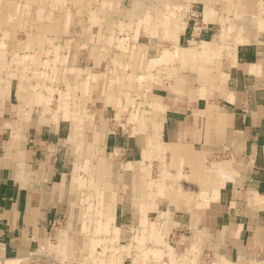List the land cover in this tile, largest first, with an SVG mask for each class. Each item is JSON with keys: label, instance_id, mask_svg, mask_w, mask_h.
Wrapping results in <instances>:
<instances>
[{"label": "rangeland", "instance_id": "rangeland-1", "mask_svg": "<svg viewBox=\"0 0 264 264\" xmlns=\"http://www.w3.org/2000/svg\"><path fill=\"white\" fill-rule=\"evenodd\" d=\"M37 1L38 4L36 5ZM191 1L192 0H0V11L2 10L0 12V45L3 44V46L0 47V96L3 97L6 93L10 92V90L14 93L17 91L18 100L21 104H26L27 106L25 117L28 120L33 118L38 121L39 124L43 125H48L50 122L54 124L61 122L62 126L69 129L68 135L64 140L65 146H63L62 149L68 151L73 157V173L77 188L75 198L71 204L70 215L68 219L64 220L56 227L54 240L47 242L39 251L25 258H20L18 261L12 262V264H98L99 262V264H106L105 262L110 259L114 260L115 264H117L118 260H122V264H160L161 262V264L164 262L166 264H213V261L215 264H264V253L250 259L243 258L239 260H232L223 254H218L216 251H213L215 249H211L206 233L199 231L197 224L201 217L205 215L210 200L215 198L218 191L212 187L213 183L218 180V175H214L212 166L216 163H222L220 161L224 160V155L218 153L215 154L216 157L205 159L203 161L204 163H201V166H199L200 173L198 176H196L195 167L193 168L190 163L188 164L190 167L189 172L183 170L184 165L182 161L180 169L176 172H171V165L167 166L165 163L166 158L164 156V151L166 148L164 146L166 145L161 146L158 141L156 142L155 136L151 134L152 132L156 134L155 124L160 120H164L167 108L165 105L166 99H169V101L173 103V106L178 105L179 107L182 104L188 105V112H191L190 114L195 117L198 115L202 118L206 116V113L209 112L208 108L218 104L217 102L220 100L222 92L227 86V77L221 73L223 72L222 70H224L221 68L222 59L231 54L232 46L239 43L240 35L245 37V34H247L245 40V42H247L251 39H256L260 34L264 33V0H216L215 6L211 7L214 11H212V9L209 10V12H215L221 16L217 20L214 35L212 36V43L215 44L216 50L214 49L215 51L212 53L210 52L206 57H195L192 47L200 49L201 43L198 40H182L181 34L186 24V12L190 8ZM31 2H33V4H31ZM58 12L61 14H58ZM171 14L175 15L172 17ZM146 15H151V19L149 16L148 20ZM179 15L180 18H178ZM176 16L177 18H175ZM143 17L148 21H145V19L142 20ZM18 20H22V22L19 21L20 23H18ZM48 21H50L51 24ZM70 22L72 24H70ZM175 24H177V27H182V30L178 27L175 29L178 30L174 31L175 33L177 32L176 34L174 33L175 35L170 32L171 36H166V27L168 25L174 27ZM179 24H182V26ZM53 25L54 27H52ZM70 25L72 26L70 27ZM48 26H51V28ZM134 29L137 31V34ZM45 30L46 32L52 30L54 34L52 32L48 33L50 31L46 33ZM150 30L155 32L152 33ZM111 33L112 36H114L113 40L110 35ZM131 35L136 38H132ZM163 35H165V37ZM53 38L54 41L52 40ZM118 39H121V43ZM109 40H111V44ZM116 44H120L121 47ZM137 46L139 47L137 48ZM164 47H168V51L171 55L169 61L171 62L167 61L168 59L164 60V62L163 59L160 58V49ZM130 48H133V50ZM176 48L179 49L178 58L176 57ZM181 48H183L182 57L180 56ZM124 49H127V52ZM135 50H138L136 53L137 56H135L133 52ZM218 53H221V55H217ZM65 54L66 58H64ZM215 54L217 56H215ZM141 55L143 57H141ZM60 58H62L61 60L63 62L60 61ZM152 58L158 59L157 62L159 63L156 62L157 64H154V62L150 65L149 62ZM159 59H161L162 62L161 60L159 61ZM111 61L113 64H111ZM199 61H203V66L201 68L197 66ZM147 62L149 68L146 67ZM18 63L21 64V68L18 67L20 66ZM52 63H55L54 66ZM125 64L127 66H125ZM50 66L54 67L53 70H50L52 69ZM70 66L73 68V70L69 68L71 71L68 70ZM12 67H15V70H13ZM142 67L143 69H141ZM107 71L109 72L107 73ZM142 73L146 74L147 77L146 75L144 77ZM87 74L89 75L87 76ZM98 74H100V77L97 76ZM197 74H203L201 78L207 97L201 95L198 97V89L201 81L199 82L197 79ZM122 75L124 78H122ZM92 76L93 78H91ZM47 77L49 79H47ZM125 78L130 80V86ZM136 78L141 79L136 80ZM121 80H123L126 86L120 82ZM65 82L66 87L68 84V89L64 88ZM41 83L42 85L40 86ZM85 83L87 84L85 85ZM138 84H140L139 89H137L139 87ZM116 85H118V87ZM119 86L122 88H119ZM72 87L76 88L74 89ZM4 90H7V92H3ZM81 91H83V93ZM125 92L126 95L123 96ZM147 92L151 93L148 94ZM38 94H42V96L40 97ZM63 94L64 97L62 98ZM21 95L26 96V98L20 97ZM37 96L39 103L36 98ZM125 97L128 101L125 100ZM35 100H37V102ZM139 102L142 104H139ZM156 102L160 103L159 108L161 105L163 111H161L162 109L159 110V108H156L155 105V108L153 107V104ZM151 103L153 104L151 105ZM136 105L138 109H136ZM75 109H77V111ZM151 109L155 111L153 112ZM143 110L150 111L145 113ZM131 113L133 114L131 115ZM209 113L211 115V112ZM63 115L67 116L63 117ZM75 115H77L76 118H74ZM86 115L88 116L86 117ZM130 115L132 117L134 116L135 119L129 117ZM79 118H81L80 124L77 121L80 120ZM132 119H134V121H132ZM100 122L102 124H100ZM139 122L146 125L142 126V128ZM136 125H139V127ZM80 127L81 129H79ZM116 127L119 129L123 127L121 130L122 132H126L127 129L131 127V129L128 130L130 134L143 133L149 136L153 144L156 145L154 146L155 152H152V154L148 153V155L145 151L148 147L145 146V153L143 151L141 163L139 162L136 165L128 163L126 165V169L132 170L133 177H129V175L124 177L122 171L121 173H115V168H111L110 161L107 159L110 157V153L106 144L105 134L107 130L117 131ZM71 130L73 132H71ZM75 135L76 137H74ZM79 140L81 141V145L77 142ZM83 167H86L85 170ZM167 177L169 179H167ZM162 181L165 183L162 184ZM109 203V207L111 208L108 209ZM112 203L113 205H111ZM100 207L102 209H100ZM105 207L106 209H104ZM97 210H100L98 212H102L103 215L108 213V216L104 215L103 217L101 214L102 216L100 217V213L98 214ZM121 211H128L127 215L132 219L135 218L136 224L126 227L118 225V217ZM142 211L145 213L142 214ZM95 221L97 222L95 223ZM140 221H142V223ZM151 221L154 222L152 227L149 225ZM183 222L189 224L184 225L182 224ZM102 223L108 226H105L107 231H105V228L104 230L101 229ZM97 224H100L101 227L99 226L100 228H97ZM117 227L118 231H115L114 229ZM112 228L113 231H111ZM142 228H145V233L140 231V229L143 230ZM93 232L96 233L94 234ZM138 233H141L142 236ZM107 235L109 236L107 237ZM114 236L116 238H113ZM193 239H195V241ZM191 245H193L194 248ZM121 246H128V248L120 249ZM190 246L191 248H188ZM153 247L162 249V258L155 257L150 251L146 252L149 249H154ZM119 250H122L120 251L122 254H128V257L126 255L121 256L122 254ZM170 250L173 255L175 254L172 261L171 256L168 255ZM165 252L167 254H165ZM100 253L102 255H100ZM116 254L120 255V259L115 256ZM132 257L133 259L135 257L136 261H134ZM166 257L168 259H166ZM99 259H102L103 262L99 261ZM187 259H189V261ZM190 259H192V261H190Z\"/></svg>", "mask_w": 264, "mask_h": 264}, {"label": "crops", "instance_id": "crops-1", "mask_svg": "<svg viewBox=\"0 0 264 264\" xmlns=\"http://www.w3.org/2000/svg\"><path fill=\"white\" fill-rule=\"evenodd\" d=\"M215 2L191 1L182 40L212 44L221 16L214 12L206 19L205 13L214 11ZM246 36L222 59L227 86L218 104L208 108L212 116L195 117L188 105L173 106L166 99L164 120L155 124L156 134L151 133L156 142L167 145L165 163L171 172L179 170L182 161L183 170L189 172L190 163L198 176L205 159L224 155L228 178L197 225L208 236L211 249L232 260L264 253V33L247 42ZM192 49L195 57L208 56L209 52ZM197 66L201 68L203 61ZM202 75L197 74L199 90L204 86ZM205 91L204 87L202 96ZM16 97L11 90L0 96V264H12L53 241L56 227L70 215L77 191L73 157L62 149L69 129L61 122L43 125L28 120L26 104ZM122 128L105 134L107 159L115 173L133 177L125 167L142 161L147 135ZM127 213L121 211L118 225L136 224Z\"/></svg>", "mask_w": 264, "mask_h": 264}, {"label": "bare ground", "instance_id": "bare-ground-1", "mask_svg": "<svg viewBox=\"0 0 264 264\" xmlns=\"http://www.w3.org/2000/svg\"><path fill=\"white\" fill-rule=\"evenodd\" d=\"M13 1H14V0H13ZM33 1H35V0H33ZM7 2H8V1H7ZM41 2H42V1H41ZM41 2H40V3H41ZM61 2H62V1H61ZM79 2H80V1H79ZM227 2H228V1H227ZM12 3H13V2H12ZM34 3H35V2H34ZM62 3H64V2H62ZM259 3H260V2H259ZM3 4H4V3H3ZM6 4H7V3H6ZM17 4H18V3H17ZM31 4H33V2H31ZM37 4H38V1H37L36 5H37ZM57 4H59V3H57ZM67 4H68V3H67ZM141 4H142V3H141ZM34 5H35V4H34ZM36 5H35V6H36ZM49 5H50V3H49ZM165 5H166V4H165ZM6 6H8V5H6ZM42 6H43V5H42ZM42 6H41V7H42ZM88 6H89V5H88ZM166 6H167V5H166ZM179 6H180V5H179ZM258 6H259V5H258ZM17 7H18V6H17ZM75 7H76V6H75ZM77 7H78V6H77ZM205 7H206V6H205ZM29 8H31V7H29ZM33 8H34V7H33ZM35 8H36V7H35ZM167 8H168V7H167ZM172 8H173V6H172ZM43 9H44V8H43ZM204 9H207V8H204ZM48 10H49V9H48ZM165 10H166V8H165ZM1 11H2V10H1ZM1 11H0V12H1ZM146 11H147V10H146ZM166 11H167V10H166ZM14 12H15V11H14ZM43 12H44V11H43ZM89 12H90V11H89ZM59 13H60V12H58V14H59ZM171 13H172V12H171ZM173 13H174V12H173ZM9 14H10V12H9ZM28 14H29V13H28ZM28 14H27V15H28ZM60 14H61V13H60ZM92 14H93V13H92ZM154 14H155V13H154ZM175 14H176V13H175ZM175 14H174V15H175ZM179 14H180V13H179ZM212 14H213L212 12H209V11L206 12V13H205V18L207 19V16H208V15H212ZM7 15H8V14H7ZM11 15H12V14H11ZM42 15H43V14H42ZM53 15H55V14H53ZM77 15H78V14H77ZM85 15H86V14H85ZM171 15H172V14H171ZM174 15H172V17H173ZM236 15H237V14H236ZM86 16H87V15H86ZM146 16H147V19H148V20H149V18H148L149 16H150V19H151V15H146ZM169 16H170V15H169ZM169 16H168V17H169ZM234 16H235V14H234ZM80 17H81V16H80ZM163 17H164V16H163ZM212 17H213V16H212ZM2 18H3V16H2ZM175 18H177V16H176ZM178 18H180V15H179ZM21 19H22V18H21ZM25 19H26V18H25ZM62 19H63V18H62ZM144 19H145V21L147 20L146 18L143 17L142 20H144ZM165 19H166V17H165ZM167 19H168V18H167ZM203 19H204V18H203ZM213 19H214V17H213ZM225 19H226V18H225ZM27 20H28V19H27ZM43 20H44V19H43ZM148 20H147V21H148ZM2 21H3V20H2ZM19 21H20V20H18V23L22 22V20H21L20 22H19ZM33 21H34V20H33ZM50 21H51V20H50ZM50 21H48V22L50 23ZM92 21H93V20H92ZM145 21H144V22H145ZM166 21H167V20H166ZM0 22H1V21H0ZM9 22H10V21H9ZM25 22H26V21H25ZM25 22H24V23H25ZM34 22H35V21H34ZM46 22H47V20H46ZM58 22H59V21H58ZM71 22H72V21H71ZM71 22H70V24H72ZM76 22H77V21H76ZM164 22H165V21H164ZM164 22H163V23H164ZM175 22H176V21H175ZM11 23H12V21H11ZM55 23H56V22H55ZM55 23H54V24H55ZM59 23H60V22H59ZM91 23H92V22H91ZM167 23H168V21H167ZM176 23H177V22H176ZM184 23H185V22H184ZM184 23H182V24H184ZM235 23H236V22H235ZM7 24H8V23H7ZM42 24H43V21H42ZM50 24H51V23H50ZM74 24H75V23H74ZM81 24H82V23H81ZM81 24H80V25H81ZM144 24H145V23H144ZM182 24H181V25L179 24V25L182 26ZM202 24H203V23H202ZM11 25H12V24H11ZM46 25H48V24H46ZM75 25H76V24H75ZM121 25H122V24H121ZM163 25H164V24H163ZM166 25H167V24H166ZM170 25H171V24H170ZM34 26H35V25H34ZM37 26H38V25H37ZM43 26H44V25H43ZM71 26H72V25H70V27H71ZM164 26H165V25H164ZM232 26H233V25H232ZM44 27H45V26H44ZM48 27H49V26H48ZM52 27H54V25H53ZM80 27H81V26H80ZM137 27H138V25H137ZM147 27H148V25H147ZM178 27H179V26H178ZM178 27H177V24H175L174 27L168 25V26L166 27V34H165V35H166V36H171V33H170V32H172L173 35H175L177 32L175 33L174 31H177L178 29H177V30H175V29L178 28ZM33 28H34V27H33ZM49 28H51V26H50ZM60 28H61V27H60ZM88 28H90V27H88ZM113 28H114V27H113ZM153 28H154V24H153ZM179 28H181V30H182V27H179ZM183 28H184V27H183ZM30 29H31V28H30ZM55 29H56V28H55ZM75 29H76V28H75ZM163 29H164V28H163ZM38 30H39V29H38ZM43 30H44V29H43ZM57 30H58V28H57ZM60 30H61V29H60ZM134 30H135V29H134ZM134 30H133V31H134ZM137 30H138V29H137ZM152 30H155V29H152ZM152 30H150V31L152 32ZM231 30H233V29H231ZM23 31H25V30H23ZM48 31H50V32H48ZM48 31H47L48 33H51V32H52V30H48ZM135 31H136V30H135ZM135 31H134V32H135ZM143 31H144V30H143ZM155 31H156V30H155ZM155 31H154V32H155ZM179 31H180V30H179ZM219 31H220V30H219ZM25 32H26V31H25ZM27 32H28V31H27ZM30 32H31V31H30ZM33 32H34V31H33ZM39 32H41V31H39ZM45 32H46V30H45ZM47 32H46V33H47ZM54 32H55V31H54ZM59 32H60V31H59ZM59 32H58V33H59ZM77 32H79V31H77ZM77 32H76V33H77ZM144 32H145V31H144ZM147 32H148V31H147ZM154 32H152V33H154ZM164 32H165V31H164ZM7 33H8V32H7ZM7 33H6V34H7ZM42 33H43V31H42ZM52 33H53V32H52ZM56 33H57V32H56ZM69 33H70V32H69ZM152 33H150V34H152ZM160 33H161V32H160ZM174 33H175V34H174ZM180 33H181V32H180ZM53 34H54V33H53ZM60 34H61V33H60ZM136 34H137V31H136ZM136 34H135V35H136ZM146 34H147V33H146ZM146 34H145V35H146ZM224 34H225V33H224ZM231 34H232V33H231ZM26 35H27V34H26ZM47 35H48V34H47ZM110 35H111L112 40H113V37H114V36H112V33H111ZM132 35H133V34H132ZM132 35H131V36H132ZM165 35H163V36L165 37ZM177 35H178V34H177ZM16 36H17V35H16ZM32 36H34V35H32ZM59 36H61V35H59ZM128 36H129V35H128ZM152 36H153V35H152ZM161 36H162V35H161ZM223 36H224V35H223ZM28 37H29V34H28ZM115 37H116V36H115ZM122 37H123V36H122ZM124 37H125V36H124ZM126 37H127V36H126ZM227 37H228V36H227ZM240 37H242V36H240ZM1 38H2V37H1ZM14 38H15V37H14ZM26 38H27V37H26ZM36 38H37V37H36ZM128 38H129V37H128ZM132 38H136V37L132 36ZM132 38H130V39H132ZM162 38H163V37H162ZM168 38H169V37H168ZM238 38H239V37H238ZM114 39H116V38H114ZM233 39H234V38H233ZM13 40H14V39H13ZM28 40H29V39H28ZM30 40H31V39H30ZM45 40H46V39H45ZM52 40L54 41V38H53ZM118 40H119L120 43H121V39H118ZM123 40H124V39H123ZM127 40H128V39H127ZM127 40H126V41H127ZM222 40H223V38H222ZM238 40H239V39H238ZM242 40H243V39H241V41H242ZM9 41H10V40H9ZM22 41H24V40H22ZM26 41H27V40H26ZM34 41H35V39H34ZM109 41H110V44H111V40H109ZM115 41H116V40H115ZM233 41H234V40H233ZM241 41L239 40V42H241ZM7 42H8V40H7ZM27 42H28V41H27ZM122 42H123V41H122ZM169 42H170V41H169ZM199 42L201 43V48L199 49V51L202 52V53H204V52H205V53H208V52H209V53H210V52L212 53L213 51L216 50V49H215L216 46H215V44H213V43H212V44H211V43H208V41H207V42H206V41H199ZM20 43H21V42H20ZM28 43H29V42H28ZM34 43H35V42H34ZM64 43H65V41H64ZM116 43H117V42H116ZM118 43H119V42H118ZM133 43H134V42H133ZM235 43H236V42H235ZM241 43H242V42H241ZM15 44H16V43H15ZM36 44H37V43H36ZM51 44H52V43H51ZM51 44H50V45H51ZM124 44H125V43H124ZM135 44H136V43H135ZM170 44H171V43H170ZM177 44H178V43H177ZM16 45H17V44H16ZM21 45H22V44H21ZM33 45H34V44H33ZM83 45H84V44H83ZM108 45H109V44H108ZM116 45H119V46H120V44H116ZM236 45H237V43H236L235 45L232 46V50L235 49ZM1 46H3V44H1L0 47H1ZM22 46H23V45H22ZM22 46H21V47H22ZM36 47H37V46H36ZM40 47H41V46H40ZM47 47H48V45H47ZM61 47H62V46H61ZM68 47H69V46H68ZM114 47H115V46H114ZM120 47H121V46H120ZM123 47H124V46H123ZM130 47H131V46H130ZM138 47H139V46H137V48H138ZM4 48H5V46H4ZM12 48H13V47H12ZM31 48H32V47H31ZM31 48H30V49H31ZM38 48H39V47H38ZM49 48H50V47H49ZM62 48H63V47H62ZM137 48H136V49H137ZM158 48H159V47H158ZM177 48H179V47H177ZM177 48H176V49H177ZM2 49H3V48H2ZM17 49H18V48H17ZM24 49H25V48H24ZM45 49H46V48H45ZM50 49H51V48H50ZM118 49H119V48H118ZM120 49H122V48H120ZM130 49L133 50V48H130ZM176 49H175V50H176ZM197 49H198V48H197ZM214 49H215V50H214ZM60 50H61V49H60ZM67 50H68V49H67ZM124 50H126V52H127V49H124ZM131 50H130V51H131ZM218 50H219V49H218ZM229 50H230V49H229ZM18 51H19V50H18ZM38 51H39V50H38ZM41 51H42V49H41ZM44 51H45V50H44ZM46 51H47V50H46ZM102 51H103V50H102ZM135 51H136V52H135ZM135 51H133V52L135 53V56H137L136 53L138 52V50H135ZM219 51H220V50H219ZM6 52H7V51H6ZM9 52H10V51H9ZM39 52H40V51H39ZM55 52H56V50H55ZM103 52H104V51H103ZM156 52H157V51H156ZM160 52H161V56H160V58L163 59V61H164V60H167V59H168L167 61L170 60L169 57H171V55H170V53H169V51H168V47H167V48H166V47L161 48V49H160ZM197 52H198V51H197ZM3 53H4V52H3ZM3 53H2V54H3ZM43 53H44V52H43ZM47 53H48V52H47ZM83 53H84V52H83ZM140 53H143V52H140ZM178 53H179V49H177V53H176V57H177V58H178ZM194 53H195V52H194ZM209 53H208V54H209ZM214 53H215V52H214ZM40 54H41V53H40ZM84 54H85V53H84ZM131 54H133V53H131ZM138 54H139V53H138ZM219 54L221 55V53H218L217 55H219ZM0 55H1V54H0ZM5 55H6V54H5ZM16 55H17V54H16ZM45 55H46V54H45ZM48 55H49V54H48ZM128 55H129V54H128ZM147 55H148V54H147ZM194 55H195V54H194ZM217 55L215 54V56H217ZM24 56H25V55H24ZM56 56H57V54H56ZM56 56H55V57H56ZM85 56H86V55H85ZM132 56L135 57L134 55H132ZM14 57H15V56H14ZM16 57H17V56H16ZM26 57H27V56H26ZM46 57H47V56H46ZM99 57H100V56H99ZM127 57H128V56H127ZM133 57H132V58H133ZM141 57H143V56L141 55ZM146 57H147V56H146ZM3 58H4V57H3ZM10 58H11V57H10ZM23 58H24V57H23ZM64 58H66V54H65V57H64ZM64 58H63V60L65 61ZM130 58H131V57H130ZM158 58H159V57H158ZM16 59H17V58H16ZM29 59H30V57H29ZM61 59H62V58H60V61H62ZM93 59H94V58H93ZM144 59H145V55H144ZM161 59H159V61H160ZM172 59H173V58H172ZM24 60H25V59H24ZM47 60H48V59H47ZM110 60H111V59H110ZM135 60H136V59H135ZM138 60H139V58H138ZM157 60H158V59H154V58H152V59L150 60V62H149V61H148V62H149L150 65L153 64L154 62H155L154 64H157V63H159V62H157ZM3 61H4V60H3ZM48 61H49V60H48ZM141 61H142V60H141ZM143 61H144V60H143ZM167 61H166V63H167ZM23 62H24V61H23ZM30 62H31V60H30ZM62 62H63V61H62ZM95 62H96V61H95ZM148 62H147L146 67L149 66V65H148ZM156 62H157V63H156ZM161 62H162V60H161ZM164 62H165V61H164ZM164 62H163V63H164ZM169 62H171V61H169ZM4 63H5V62H4ZM10 63H11V62H10ZM20 63H21V60H20ZM47 63H48V62H47ZM59 63H60V62H59ZM140 63H142V62H140ZM0 64H1V63H0ZM18 64H19V63H18ZM52 64H53V63H52ZM54 64H55V63H54ZM54 64H53V66H54ZM64 64H65V62H64ZM98 64H99V63H98ZM111 64H113L112 61H111ZM137 64H138V62H137ZM170 64H171V63H170ZM8 65H9V64H8ZM16 65H17V64H16ZM19 65H20V66H18V65H17V66L21 68V64H19ZM44 65H45V64H44ZM44 65H43V66H44ZM118 65H119V64H118ZM134 65H135V64H134ZM142 65H143V64H142ZM166 65H167V64H166ZM47 66H48V65H47ZM47 66H46V67H47ZM105 66H106V65H105ZM125 66H127V65L125 64ZM125 66H124V67H125ZM140 66H141V64H140ZM140 66H139V68H140ZM164 66H165V65H164ZM0 67H1V66H0ZM2 67H4V66H2ZM7 67H8V66H7ZM50 67H51V66H50ZM88 67H89V66H88ZM124 67H123V68H124ZM143 67H144V65H143ZM143 67H142L141 69H143ZM153 67H154V66H153ZM165 67H166V66H165ZM171 67H172V66H171ZM12 68H13V67H12ZM51 68H52V69H50V70H53L54 67H51ZM55 68H56V67H55ZM69 68H72V67H71V66L68 67V70H70ZM112 68H114V67H112ZM132 68H133V67H132ZM148 68H149V67H148ZM151 68H152V67H151ZM166 68H167V67H166ZM2 69H3V68H2ZM16 69H17V68H16ZM145 69H146V68H145ZM152 69H153V68H152ZM4 70H5V69H4ZM13 70H15V67L13 68ZM54 70H55V69H54ZM72 70H73V68H72ZM78 70H79V69H78ZM106 70H107V69H106ZM108 70H109V68H108ZM125 70H126V69H125ZM133 70H134V69H133ZM147 70H149V69H147ZM16 71H17V70H16ZM40 71H41V70H40ZM70 71H71V70H70ZM113 71H114V70H113ZM139 71H140V70H139ZM17 72H18V71H17ZM21 72H22V71H21ZM34 72H35V71H34ZM50 72H51V71H50ZM81 72H82V71H81ZM81 72H80V73H81ZM103 72H104V71H103ZM103 72H102V73H103ZM108 72H109V71H107V73H108ZM148 72H149V71H148ZM148 72H147V73H148ZM15 73H16V72H15ZM35 73H36V72H35ZM78 73H79V72H78ZM87 73H88V72H87ZM89 73H90V72H89ZM92 73H93V72H92ZM102 73H101V74H102ZM105 73H106V72H105ZM117 73H118V72H117ZM13 74H14V73H13ZM13 74H10V75H13ZM90 74H91V73H90ZM96 74H97V73H96ZM140 74H141V73H140ZM170 74H171V73H170ZM8 75H9V72H8ZM52 75H53V73H52ZM54 75H55V74H54ZM85 75H86V74H85ZM88 75H89V74H87V76H88ZM102 75H103V74H102ZM135 75H136V74H135ZM142 75L145 77L146 74H143V73H142ZM148 75H149V74H148ZM222 75H226V74L223 73ZM21 76H22V75H21ZM34 76H35V75H34ZM41 76H42V75H41ZM77 76H78V74H77ZM93 76H94V75H93ZM93 76H92L91 78H93ZM97 76L100 77V74H98ZM97 76H96V77H97ZM117 76H118V75H117ZM139 76H140V75H139ZM26 77H27V76H26ZM36 77H37V76H36ZM102 77H103V76H102ZM140 77H141V76H140ZM144 77H143V78H144ZM146 77H147V75H146ZM148 77H149V76H148ZM150 77H152V76H150ZM10 78H11V77H10ZM20 78H21V77H20ZM37 78H38V77H37ZM51 78H52V77H51ZM76 78H78V77H76ZM83 78H84V77H83ZM86 78H87V77H86ZM86 78H85V79H86ZM104 78H105V77H104ZM104 78H103V79H104ZM119 78H120V77H119ZM122 78H124L123 75H122ZM130 78H131V76H130ZM143 78H142V79H143ZM18 79H19V78H18ZM45 79H46V78H45ZM47 79H49V78L47 77ZM64 79H65V78H64ZM80 79H81V75H80ZM95 79H96V78H95ZM137 79H138V78H136V80H137ZM140 79H141V78H139L138 80H140ZM149 79H150V78H149ZM50 80H51V79H50ZM86 80H87V79H86ZM86 80H84V81H86ZM118 80H120V79H118ZM125 80H127V82H128L129 84H128L127 82H126V83L130 86V82H129L130 80H128V79H126V78H125ZM133 80H134V78H133ZM144 80H146V79H144ZM151 80H152V79H151ZM0 81H1V80H0ZM6 81H7V80H6ZM6 81H5V82H6ZM21 81H22V80H21ZM87 81H88V80H87ZM87 81H86V82H87ZM3 82H4V81H3ZM23 82H24V81H23ZM82 82H83V81H82ZM120 82L123 83V80H121ZM139 82H140V81H139ZM143 82H144V81H143ZM145 83H146V82H145ZM1 84H2V83H1ZM3 84H4V83H3ZM5 84H6V83H5ZM19 84H20V83H19ZM22 84H23V83H22ZM80 84H81V83H80ZM82 84H83V83H82ZM86 84H87V83H85V85H86ZM123 84H124V83H123ZM143 84H144V83H143ZM36 85H37V84H36ZM41 85H42V83L40 84V86H41ZM102 85H103V83H102ZM124 85H125V84H124ZM138 85H139V87L137 86V87H138L137 89L140 88V84H138ZM141 85H142V84H141ZM7 86H8V84H7ZM23 86H24V85H23ZM116 86L118 87V85H116ZM125 86H126V85H125ZM143 86H144V85H143ZM4 87H5V86H4ZM19 87H20V86H19ZM31 87H32V86H31ZM31 87H30V88H31ZM34 87H35V85H34ZM67 87H68V84H67ZM67 87H66V82H65V87H64V88H67ZM86 87H88V86H86ZM202 87H203V88H202ZM17 88H18V87H17ZM22 88H24V87H22ZM49 88H50V87H49ZM72 88H74V87H72ZM75 88H76V87H75ZM75 88H74V89H75ZM119 88H122V87L119 86ZM125 88H126V87H125ZM67 89H68V88H67ZM74 89H73V90H74ZM83 89H84V88H83ZM123 89H124V88H123ZM129 89H130V88H129ZM16 90H17V89H16ZM19 90H20V89H19ZM21 90H22V89H21ZM105 90H106V89H105ZM114 90H115V89H114ZM121 90H122V89H121ZM198 90H199V89H198ZM48 91H50V90H48ZM83 91H84V90H83ZM83 91H81V92L83 93ZM86 91H87V90H86ZM118 91H119V90H118ZM141 91H142V90H141ZM201 91H202V92H201ZM203 91H204V86H201V89L199 90V95L204 94ZM3 92H7V90H6V91L4 90ZM16 92H17V91H16ZM67 92H68V91H67ZM119 92H122V91H119ZM23 93H24V92H23ZM49 93H50V92H49ZM123 93H124V92H123ZM138 93H139V92H138ZM147 93L149 94V93H151V92H147ZM147 93H146V94H147ZM14 94H16V93H14ZM47 94H48V93H47ZM57 94H58V93H57ZM74 94H75V93H74ZM84 94H85V93H84ZM121 94H122V93H121ZM130 94H131V93H130ZM136 94H137V93H136ZM2 95H3V93H2ZM5 95H6V94H5ZM16 95H17V94H16ZM22 95H23V94H22ZM22 95H21L20 97H24V96H22ZM33 95H34V94H33ZM39 95H40V94H38V96H39ZM124 95H126V92H125V94H123V96H124ZM134 95H135V94H134ZM199 95H198V97H199ZM38 96L36 97L37 100H38ZM41 96H42V94L40 95V97H41ZM65 96H67V95H65ZM85 96H86V95H85ZM138 96H139V95H138ZM201 96H202V95H201ZM45 97H46V96H45ZM63 97H64V94H63L62 98H63ZM69 97H70V96H69ZM16 98H17V97H16ZM58 98H59V97H58ZM125 98H126V97H125ZM127 98H128V96H127ZM127 98H126L125 100H127ZM10 99H11V98H10ZM17 99H18V98H17ZM23 99H24V98H23ZM29 99H30V98H29ZM31 99H32V98H31ZM129 99H130V98H129ZM37 100H35V101L37 102ZM64 100H65V99H64ZM85 100H86V98H85ZM116 100H118V99H116ZM116 100H115V102H116ZM133 100H134V99H133ZM46 101H47V100H46ZM127 101H128V100H127ZM21 102H22V100H21ZM30 102H31V101H30ZM44 102H45V99H44ZM62 102H63V101H62ZM65 102H66V100H65ZM67 102H68V101H67ZM72 102H73V101H72ZM117 102H118V101H117ZM129 102H130V101H129ZM133 102H134V101H133ZM0 103H1V101H0ZM38 103H39V100H38ZM68 103H69V102H68ZM73 103H74V102H73ZM84 103H85V102H84ZM125 103H126V102H125ZM130 103H131V102H130ZM137 103H138V102H137ZM140 103H141V102H139V104H140ZM20 104H21V103H20ZM27 104H28V103H27ZM34 104H35V103H34ZM43 104H44V103H43ZM66 104H67V103H66ZM66 104H64V105H66ZM81 104H82V102H81ZM141 104H142V103H141ZM147 104H148V103H147ZM152 104H153V103H151V105H152ZM159 104H160V103L156 102V103L153 104V107L155 108V106H156V108H159ZM45 105H46V104H45ZM76 105H77V104H76ZM125 105H126V104H125ZM132 105H134V104H132ZM154 105H155V106H154ZM67 106H68V104H67ZM74 106H75V105H74ZM138 106H139V105H138ZM141 106H142V105H141ZM16 107H17V106H16ZM45 107H46V106H45ZM76 107H77V106H76ZM148 107H149V104H148ZM153 107H152V108H153ZM43 108H44V107H43ZM63 108H64V107H63ZM154 108H153V109H154ZM160 108H161V105H160ZM160 108H159V110H161ZM17 109H18V108H17ZM81 109H82V108H81ZM136 109H138V108H137V105H136ZM136 109H135V111H136ZM153 109H151V110H153ZM19 110H20V109H19ZM42 110H43V109H42ZM64 110H65V109H64ZM64 110H63V111H64ZM75 110L77 111V109H75ZM86 110H87V109H86ZM120 110H121V109H120ZM131 110H132V108H131ZM141 110H142V109H141ZM157 110H158V109H157ZM43 111H44V110H43ZM46 111H47V109H46ZM81 111H82V110H81ZM84 111H85V109H84ZM84 111H83V114H84ZM138 111H139V110H138ZM143 111H144L145 113H147V112H149L150 110H149V111H148V110H147V111L143 110ZM143 111H142V113H143ZM154 111H155V110H153V112H154ZM161 111H162V110H161ZM140 112H141V111H140ZM66 113H67V111H66ZM70 113H71V112H70ZM74 113H75V111H74ZM129 113H130V112H129ZM136 113H137V112H136ZM142 113H141V114H142ZM41 114H42V113H41ZM55 114H56V111H55ZM55 114H54V115H55ZM72 114H73V112H72ZM83 114H82V115H83ZM87 114H88V113H87ZM132 114H133V113H131V115H132ZM148 114H149V113H148ZM151 114H152V113H151ZM77 115H78V112H77ZM77 115H75L74 118H76ZM82 115H81V116H82ZM131 115H130L129 117H132ZM134 115H135V114H134ZM142 115H143V114H142ZM223 115H224V114H223ZM65 116H67V115H65ZM65 116L63 115V117H65ZM72 116H73V115H72ZM81 116H80V117H81ZM87 116H88V115H86V117H87ZM208 116H209V117H208ZM211 116H212V115H210V113H207V114H206V117H207V118H210ZM221 116H222V115H221ZM226 116H227V115H226ZM53 117H54V116H53ZM84 117H85V116H84ZM135 117H136V115H135ZM142 117H143V116H142ZM219 117H220V116H219ZM51 118H52V117H51ZM51 118H50V119H51ZM61 118H62V117H61ZM74 118H73V119H74ZM91 118H92V117H91ZM132 118H134V116H133ZM221 118H223V117H221ZM52 119H53V118H52ZM65 119H66V118H65ZM77 119H78V117H77ZM77 119H75V120H77ZM79 119H80V120H77V121H78L79 124H80L81 118H79ZM134 119H135V118H134ZM134 119H132V121H134ZM139 119H140V118H139ZM139 119H138V121H139ZM217 119H218V118H217ZM217 119H216V120H217ZM140 120H141V119H140ZM135 121H136V120H135ZM54 122H55V118H54ZM5 123H7V122H5ZM9 123H10V122H9ZM73 123H74V122H73ZM135 123H136V122H135ZM7 124H8V123H7ZM7 124H6V125H7ZM77 124H78V123H77ZM136 124H138V123H136ZM141 124H142V123L139 122V125H140L141 127L144 126V125H146V124H144V125H143V124L141 125ZM8 125H9V124H8ZM139 125H136V126L139 127ZM10 126H11V125H10ZM77 126H78V125H77ZM18 127H19V126H18ZM55 127H56V126H55ZM141 127H140V128H141ZM142 128H143V127H142ZM15 129H16V128H15ZM74 129H75V128H74ZM76 129H77V128H76ZM79 129H81V127H80ZM79 131H80V130H79ZM79 131H78V132H79ZM71 132H73V131L71 130ZM80 132H81V131H80ZM134 132H135V131H134ZM15 133H16V132H15ZM81 133H82V132H81ZM74 134H75V132H74ZM79 134H80V133H79ZM82 134H83V133H82ZM96 135H97V134H96ZM79 136H80V135H79ZM94 136H95V135H94ZM74 137H76V135H75ZM70 138H71V137H70ZM76 139H78V138H76ZM96 140H97V138H96ZM151 140H152V139H151ZM151 140H150L149 136H147L146 147H148V148L145 150L146 153H147V155H148V153H149V154H150V153L152 154V152H155V151H154V149H155L154 146H156V145H154V144H153V141H151ZM153 140H154V139H153ZM77 142H79V144H80L81 141L79 140V141H77ZM144 143H145V142H144ZM154 143H155V142H154ZM79 144H77V145H79ZM80 145H81V144H80ZM178 145H179V144H178ZM161 146H162V144H161ZM166 146H167V145H166ZM166 146H164V147H166ZM77 148H78V147H77ZM75 151H76V150H75ZM143 151H144V150H143ZM145 151H144V153H145ZM174 152H175V151H174ZM183 152H184V150H183ZM140 153H141V152H140ZM156 153H158V152H156ZM160 153H162V152H160ZM183 154H184V153H183ZM142 155H143V154H142ZM189 156H191L190 153H189ZM192 157H193V156H192ZM192 157H191V158H192ZM83 160H84V159H83ZM85 161H86V160H85ZM223 161H224V160H223ZM220 162H222V161H220ZM84 163H85V162H84ZM140 163H141V162H140ZM178 163H179V162H178ZM147 164H148V163H147ZM226 165H227V164H224V163L222 162V163H216V164H214V166H212V169H213V172L215 173V176L218 175V180L215 181V182L213 183L214 186L212 185V187H213L215 190H216V189L218 190L219 187L222 186L223 183H224V181L228 178V176H226V168H227ZM84 166H85V165H84ZM80 168H81V167H80ZM83 168H84V167H83ZM85 168H86V167H85ZM85 168H84V170H85ZM81 170H82V169H81ZM163 170H164V169H163ZM162 174H163V173H162ZM229 174H232V173H229ZM167 176H168V175H167ZM169 176H170V174H169ZM179 176H180V175H179ZM146 177H147V176H146ZM165 177H166V176H165ZM181 177H182V176H181ZM184 177H185V176H184ZM184 177H183V178H184ZM187 177H188V176H187ZM79 178H81V177H79ZM167 179H169V178L167 177ZM192 179H193V178H192ZM162 180H163V179H162ZM80 181H81V180H80ZM160 181H161V179H160ZM147 182H148V181H147ZM147 182H146V183H147ZM162 182H163L162 184L165 183L164 181H162ZM156 183H157V182H156ZM173 183H174V182H173ZM157 184H158V183H157ZM158 185H159V184H158ZM158 185H157V186H158ZM173 185H174V184H173ZM178 185H179V184H178ZM186 185H187V184H186ZM81 186H82V185H81ZM146 186H147V185H146ZM177 187H178V186H177ZM213 188H212V189H213ZM156 189H157V188H156ZM214 189H213V190H214ZM145 190H146V189H145ZM213 190H212V191H213ZM205 191H206V190H205ZM150 192H151V191H150ZM195 192H196V191H195ZM148 193H149V191H148ZM148 193H147V194H148ZM211 193H212V192H211ZM211 193H210V194H211ZM99 195H100V194H99ZM149 196H150V195H149ZM195 197H196V196H195ZM215 197H216V196H215ZM204 201H205V200H204ZM112 202H114V201H112ZM142 202H144V201H142ZM142 202H141V203H142ZM256 202H257V201H256ZM260 202H261V201H260ZM89 203H90V202H89ZM104 204H105V203H104ZM205 204H206V202H205ZM111 205H113V203H112ZM142 205H143V204H142ZM88 206H89V204H88ZM109 206H110V203L108 204V209L111 208V207H109ZM199 206H200V205H199ZM86 207H87V206H86ZM100 209H102V208L100 207ZM104 209H106V207H105ZM111 210H112V209H111ZM98 211H100V210H97V212H98ZM108 211H109V210H108ZM112 211H113V210H112ZM97 212H96V214H97ZM106 212H107V211H106ZM99 213H100V212H98V214H99ZM144 213H145V212H144ZM144 213H143V211H142V214H144ZM161 213H162V212H161ZM86 214H87V213H86ZM86 214H85V215H86ZM94 214H95V213H94ZM101 214L103 215V213H102V212L100 213V217L102 216ZM107 214H108V213H107ZM107 214H104V215H107ZM110 214H111V213H110ZM113 214H114V213H113ZM159 214H160V213H159ZM104 215H103V217H104ZM157 215H158V214H157ZM161 215H162V214H161ZM161 215H160V216H161ZM107 216H108V215H107ZM113 217H114V215H113ZM143 217H145V216H143ZM99 219H100V218H99ZM140 219H141V218H140ZM144 219H145V218H144ZM85 220H86V219H85ZM97 220H98V219H97ZM110 220H111V218H110ZM110 220H108V221H110ZM88 221H89V220H88ZM98 221H99V220H98ZM112 221H113V219H112ZM138 221H139V220H138ZM154 221H155V220H154ZM93 222H94V221H93ZM96 222H97V221H95V223H96ZM140 222L142 223V221H140ZM155 222H156V221H155ZM99 223H100V222H99ZM105 223H107V222H105ZM105 223H102V224H101L102 227L100 226V224H97V225H98L97 228H100V227H101V229L104 230L105 226H107ZM110 223H111V222H110ZM112 223H113V222H112ZM138 223H139V222H138ZM156 224H157V223H156ZM87 225H88V224H87ZM149 225L152 227V226L154 225V222L151 221ZM99 226H100V227H99ZM84 227H85V226H84ZM107 227H108V226H107ZM106 229H107V228H105V231H107ZM131 229H132V228H131ZM142 229H143V230L140 229V231H142V232L145 233V228H142ZM151 229H152V228H151ZM94 230H95V228H94ZM96 230H97V229H96ZM108 230H109V229H108ZM114 230H115V231H116V230L118 231V227L115 228ZM98 231H99V230H98ZM101 231H102V230H101ZM111 231H113V228H112ZM115 231H114V234H115ZM149 231H150V230H149ZM91 233H92V232H91ZM93 233H94V232H93ZM95 233H96V232H95ZM95 233H94V234H95ZM106 233H107V232H106ZM106 233H105V234H106ZM134 233H135V232H134ZM170 233H171V232H170ZM116 234H117V232H116ZM136 234H137V233H136ZM138 234L140 235L141 233H138ZM147 234H148V233H147ZM109 235H110V234H109ZM109 235H107V237H108ZM139 235H138V236H139ZM112 236H113V235H112ZM112 236H111V237H112ZM115 236H116V235H115ZM115 236H114L113 238H116ZM141 236H142V234H141ZM148 236H149V234H148ZM197 237H198V235H197ZM103 238H104V237H103ZM139 238L141 239L140 236H139ZM139 238H138V239H139ZM193 238H194V237H193ZM92 239H93V238H92ZM195 239H197V238H195ZM195 239H193V240L195 241ZM95 240H96V239H95ZM106 240H107V238H106ZM113 240H115V239H113ZM101 241H102V240H101ZM104 241H105V239H104ZM107 241H108V240H107ZM138 241H139V240H138ZM194 241H193V242H194ZM196 241H197V240H196ZM89 242H90V241H89ZM135 243H136V242H135ZM92 244H93V242H92ZM194 244H195V243H194ZM89 245H90V244H89ZM98 245H99V244H98ZM94 246H95V245H94ZM105 246H107V245H105ZM133 246H134V245H133ZM191 246L194 248L193 245H191ZM191 246L188 247V248H191ZM37 247H38V246H37ZM123 247H124V248H123ZM126 247L128 248V246H121L120 249H125ZM138 247H139V246H138ZM57 248H58V247H57ZM57 248H56V249H57ZM109 248H110V247H109ZM153 248H154V247H153ZM111 249H112V248H111ZM113 249H114V248H113ZM138 249H141V248H138ZM108 250H110V249H108ZM188 250H189V249H188ZM188 250H187V251H188ZM191 250H192V249H191ZM93 251H94V249H93ZM115 251H116V249H115ZM120 251H122V250H119V252H120ZM149 251H150L153 255H155V257L157 256V258L161 257V256H162V253H163L162 249H160V248H158V247H157V248H154V249H152V250L149 249V250L146 251V252H149ZM173 251H174V250H173ZM185 251H186V250H185ZM185 251H184V252H185ZM192 251H193V250H192ZM142 252H143V251H142ZM144 252H145V250H144ZM144 252H143V253H144ZM146 252H145V253H146ZM168 252H169V251H168ZM188 252H189V251H188ZM42 253H43V252H42ZM120 253H121V252H120ZM127 253H128V252H127ZM151 253H150V254H151ZM180 253H181V252H180ZM182 253H183V252H182ZM190 253H191V252H190ZM36 254H37V253H36ZM102 254H103V252H102ZM102 254L100 253V255H102ZM118 254H119V253H118ZM121 254H122V253H121ZM165 254H167V253L165 252ZM186 254H187V253H186ZM214 254H215V253H214ZM89 255H90V254H89ZM89 255H88V256H89ZM92 255H93V254H92ZM123 255H126V256H127L128 254H122L121 256H123ZM153 255H152V256H153ZM168 255L171 256V261H172V258H173V256H174L175 254L173 255V253H172L171 250H170V252L168 253ZM184 255H185V253H184ZM184 255H183V256H184ZM191 255H192V254H191ZM216 255H217V254H216ZM220 255H221V254H220ZM115 256H116L117 258L120 259V255H117V254H116ZM136 256H137V255H136ZM136 256H135V257H136ZM140 256H141V255H140ZM146 256H147V255H146ZM166 256H167V255H166ZM181 256H182V255H181ZM116 257H115V258H116ZM127 257H128V256H127ZM135 257H134V259H133V257H132V259H133L134 261H136L135 259L137 258V257H136V258H135ZM148 257H149V256H148ZM153 257H154V256H153ZM175 257H176V256H175ZM185 257H186V256H185ZM190 257H191V256H190ZM195 257H196V256H195ZM101 258L103 259L102 256H101ZM161 258H162V257H161ZM102 259H99V261H102ZM113 259H114V258H113ZM144 259H145V258H144ZM166 259H168V258L166 257ZM185 259H186V258H185ZM226 259H227V258H226ZM5 260H6V259H5ZM107 260H109V259H107ZM110 260H111V261H110ZM110 260L107 261V262H105V261H104V262H105L106 264H115L114 260H112V259H110ZM116 260H117V259H116ZM174 260H175V259H174ZM179 260H180V259H179ZM187 260L189 261V259H187ZM97 261H98V260H97ZM134 261H133V262H134ZM138 261H139V260H138ZM138 261H137V263H138ZM154 261H155V260H154ZM168 261H169V260H168ZM188 261H187V262H188ZM190 261H192V259H190ZM225 261H227V260H225ZM93 262H94V260H93ZM102 262H103V261H102ZM142 262H143V261H142ZM157 262H158V261H157ZM174 262H175V261H174ZM195 262H196V261H195ZM218 262H219V261H218ZM228 262H229V261H228ZM94 263H95V262H94ZM99 263H100V262H99ZM99 263H98V264H99ZM134 263H135V262H134ZM139 263H140V262H139ZM161 263H162V262H161ZM161 263H160V264H161ZM171 263H172V262H171ZM181 263H182V262H181ZM7 264H8V262H7ZM92 264H93V263H92ZM117 264H122V260H118V261H117ZM141 264H143V263H141ZM148 264H151V263H148ZM152 264H153V263H152ZM158 264H159V263H158ZM163 264H166V263L164 262ZM168 264H170V263H168ZM173 264H174V263H173ZM209 264H210V263H209ZM211 264H212V263H211ZM213 264H215L214 261H213Z\"/></svg>", "mask_w": 264, "mask_h": 264}]
</instances>
